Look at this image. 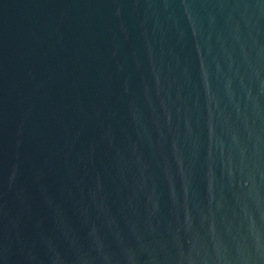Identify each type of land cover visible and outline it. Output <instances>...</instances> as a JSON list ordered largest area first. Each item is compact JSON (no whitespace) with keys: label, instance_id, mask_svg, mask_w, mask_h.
Segmentation results:
<instances>
[{"label":"water","instance_id":"water-1","mask_svg":"<svg viewBox=\"0 0 264 264\" xmlns=\"http://www.w3.org/2000/svg\"><path fill=\"white\" fill-rule=\"evenodd\" d=\"M0 264H264V0H0Z\"/></svg>","mask_w":264,"mask_h":264}]
</instances>
